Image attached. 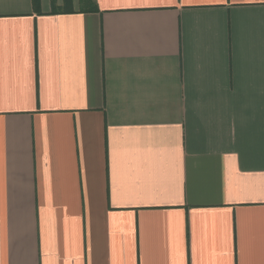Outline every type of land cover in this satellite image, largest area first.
Here are the masks:
<instances>
[{
    "label": "crops",
    "instance_id": "obj_1",
    "mask_svg": "<svg viewBox=\"0 0 264 264\" xmlns=\"http://www.w3.org/2000/svg\"><path fill=\"white\" fill-rule=\"evenodd\" d=\"M0 264H264V0H0Z\"/></svg>",
    "mask_w": 264,
    "mask_h": 264
},
{
    "label": "trees",
    "instance_id": "obj_2",
    "mask_svg": "<svg viewBox=\"0 0 264 264\" xmlns=\"http://www.w3.org/2000/svg\"><path fill=\"white\" fill-rule=\"evenodd\" d=\"M65 1H67V4L69 3V0H65Z\"/></svg>",
    "mask_w": 264,
    "mask_h": 264
}]
</instances>
